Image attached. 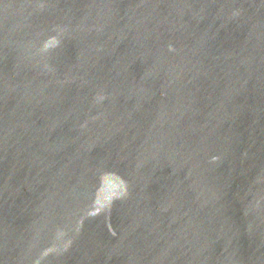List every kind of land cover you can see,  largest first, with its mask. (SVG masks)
<instances>
[{
	"label": "water",
	"instance_id": "1",
	"mask_svg": "<svg viewBox=\"0 0 264 264\" xmlns=\"http://www.w3.org/2000/svg\"><path fill=\"white\" fill-rule=\"evenodd\" d=\"M0 264H264V0H0Z\"/></svg>",
	"mask_w": 264,
	"mask_h": 264
}]
</instances>
